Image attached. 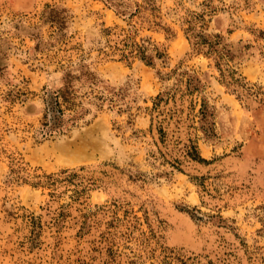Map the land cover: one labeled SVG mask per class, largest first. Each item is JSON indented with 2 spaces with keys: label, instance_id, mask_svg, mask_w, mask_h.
<instances>
[{
  "label": "rangeland",
  "instance_id": "374dc122",
  "mask_svg": "<svg viewBox=\"0 0 264 264\" xmlns=\"http://www.w3.org/2000/svg\"><path fill=\"white\" fill-rule=\"evenodd\" d=\"M0 264H264V0H0Z\"/></svg>",
  "mask_w": 264,
  "mask_h": 264
},
{
  "label": "trees",
  "instance_id": "16d2710c",
  "mask_svg": "<svg viewBox=\"0 0 264 264\" xmlns=\"http://www.w3.org/2000/svg\"><path fill=\"white\" fill-rule=\"evenodd\" d=\"M158 24H160V23H158ZM198 36H200V35H198ZM149 43H150L149 38L142 37L140 40H136L131 36V34L125 33V35L118 38L116 43L112 44L111 47L113 48L114 53H119L123 58H129L131 55H138L141 58H143L149 62H152L154 57L165 56V53L163 51L159 50L158 47H155L156 52H155V54H153L151 52V48H150ZM68 74L71 75L70 72ZM61 97H63V98L68 97L67 91L65 89H63V91L57 93V98H56L55 103L51 104L48 107V112H47L48 122H46L47 126L59 127V125H57V123L59 122L61 114L63 113V109L61 108V101H60ZM161 100H163V97L159 96L158 101H161ZM158 101H157V103H158ZM203 112H204V110H203ZM195 148H196V146H195ZM191 155L194 156L196 159L205 160L199 154H196V152H195V154L191 153ZM67 172H68V170L65 169V170L60 171L59 173H49V174L39 175V176H41V178H39L35 182V184L36 185L43 184V185H48V186L54 187L57 184H60L63 182L64 178H61L60 176L62 174L67 173ZM71 174L73 176L76 173L74 172ZM69 176H71V175H69Z\"/></svg>",
  "mask_w": 264,
  "mask_h": 264
},
{
  "label": "bare ground",
  "instance_id": "6f19581e",
  "mask_svg": "<svg viewBox=\"0 0 264 264\" xmlns=\"http://www.w3.org/2000/svg\"><path fill=\"white\" fill-rule=\"evenodd\" d=\"M93 139H94V135H93V131L91 130L87 133L80 135L79 137L77 136L75 140L66 141V142L63 141L59 145H55L53 149L54 151H60V152L62 151L67 153L72 151V149H75L76 146L79 144H91L93 142ZM74 145L75 148H73Z\"/></svg>",
  "mask_w": 264,
  "mask_h": 264
}]
</instances>
